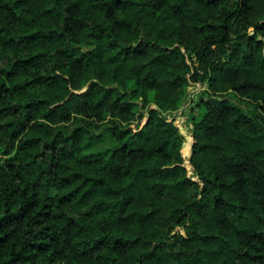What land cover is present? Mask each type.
<instances>
[{"label":"trees","instance_id":"trees-1","mask_svg":"<svg viewBox=\"0 0 264 264\" xmlns=\"http://www.w3.org/2000/svg\"><path fill=\"white\" fill-rule=\"evenodd\" d=\"M0 264H264V0H0Z\"/></svg>","mask_w":264,"mask_h":264},{"label":"rangeland","instance_id":"rangeland-1","mask_svg":"<svg viewBox=\"0 0 264 264\" xmlns=\"http://www.w3.org/2000/svg\"><path fill=\"white\" fill-rule=\"evenodd\" d=\"M204 87H200L198 85H191L188 88V96L187 99L182 106V108L177 111L176 116L179 119V121L182 122V124L185 127V130L187 133L190 132L191 127L189 124V117L192 116L197 112V110H192V107L195 105V102L197 100V97L201 94L203 91ZM244 108L248 109V106L245 104L243 105ZM113 146L112 141L109 139L108 141H105L102 144H97V145H92L90 148L91 150H97V149H102V150H108Z\"/></svg>","mask_w":264,"mask_h":264}]
</instances>
